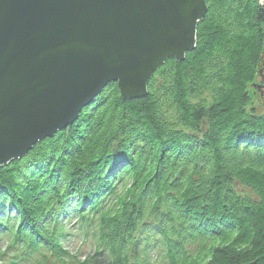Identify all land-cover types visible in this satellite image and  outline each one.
<instances>
[{
  "label": "trees",
  "instance_id": "trees-1",
  "mask_svg": "<svg viewBox=\"0 0 264 264\" xmlns=\"http://www.w3.org/2000/svg\"><path fill=\"white\" fill-rule=\"evenodd\" d=\"M204 1L144 97L110 83L0 167V264H264V0Z\"/></svg>",
  "mask_w": 264,
  "mask_h": 264
},
{
  "label": "water",
  "instance_id": "water-1",
  "mask_svg": "<svg viewBox=\"0 0 264 264\" xmlns=\"http://www.w3.org/2000/svg\"><path fill=\"white\" fill-rule=\"evenodd\" d=\"M204 0H0V166L72 125L115 83L146 95L195 45Z\"/></svg>",
  "mask_w": 264,
  "mask_h": 264
},
{
  "label": "rangeland",
  "instance_id": "rangeland-1",
  "mask_svg": "<svg viewBox=\"0 0 264 264\" xmlns=\"http://www.w3.org/2000/svg\"><path fill=\"white\" fill-rule=\"evenodd\" d=\"M261 102L264 103V95L261 97ZM67 232H69V224ZM6 243L3 240L0 241V247L3 249L5 247ZM64 249H67L71 254H79L80 260H84L86 257H89L92 255L93 247L91 246V243L89 241H81V239L78 236L70 237L68 241H65ZM99 261L103 259H98Z\"/></svg>",
  "mask_w": 264,
  "mask_h": 264
},
{
  "label": "bare ground",
  "instance_id": "bare-ground-1",
  "mask_svg": "<svg viewBox=\"0 0 264 264\" xmlns=\"http://www.w3.org/2000/svg\"><path fill=\"white\" fill-rule=\"evenodd\" d=\"M80 114H81V113H80ZM80 114H79V115H80ZM79 115H78V117H79ZM78 117H77V119H78ZM77 119H76V120H77ZM69 126H71V125H68V126H66L65 128H67V127H69ZM65 128H64V129H65ZM62 130H63V129H62ZM59 131H61V130H59ZM59 131H57V132H59ZM57 132H56V133H57ZM56 133H55V134H56ZM55 134H54V135H55ZM54 135H53V136H54ZM53 136H51L50 138H52ZM46 139H47V138H46ZM44 140H45V139H44ZM44 140H42V141H44ZM42 141L38 140L34 145H32L31 149H32L33 146H35L37 143L42 142ZM31 149H30V150H31ZM30 150H29V151H30ZM29 151H28V152H29ZM28 152H27V153H28ZM18 159H20V158H18ZM14 160H17V159H14ZM12 161H13V160H12ZM10 162H11V161H10ZM10 162H8V163H10ZM8 163H7V164H8ZM7 164H4V165H2V166H0V167H5ZM39 175H41V174H39ZM59 218H60V217H59ZM49 219H50V218H48V220H49ZM58 221H63V219H62V218H60V220L50 219V222H58ZM70 224H71V223H70ZM32 251H33V249H31L30 252H32Z\"/></svg>",
  "mask_w": 264,
  "mask_h": 264
}]
</instances>
